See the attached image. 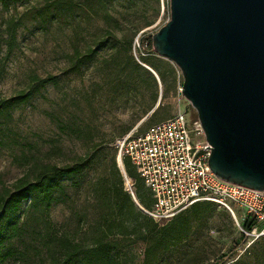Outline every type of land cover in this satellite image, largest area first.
<instances>
[{"label": "rangeland", "instance_id": "obj_1", "mask_svg": "<svg viewBox=\"0 0 264 264\" xmlns=\"http://www.w3.org/2000/svg\"><path fill=\"white\" fill-rule=\"evenodd\" d=\"M68 1L81 8L78 13L59 16L48 27L26 21L12 49L7 21L32 6L59 0H31L8 8L0 3V98L39 87L27 103L0 118V193L21 177L35 180L47 165L70 166L85 154L104 149L81 173L61 180L62 191L48 212L36 198L22 204L18 216L24 232L6 243L15 255L0 264H51L52 256L59 254V236L90 243L103 212L93 187L118 153L116 140L136 126L141 133L181 111L198 120L181 92V70L153 49V34L170 19V0ZM138 38L150 56L142 55ZM111 39L118 48L109 47ZM90 48L96 50L92 60L77 67ZM136 61L144 69L136 70ZM49 77L55 83H39ZM71 128L86 134L81 138ZM241 235L230 213L218 208L206 229L160 252L152 264H212L239 243ZM244 236L236 257L255 241L252 235ZM122 244L117 256L124 264L145 263V243Z\"/></svg>", "mask_w": 264, "mask_h": 264}, {"label": "water", "instance_id": "obj_2", "mask_svg": "<svg viewBox=\"0 0 264 264\" xmlns=\"http://www.w3.org/2000/svg\"><path fill=\"white\" fill-rule=\"evenodd\" d=\"M152 44L182 72L211 170L264 191V0H170Z\"/></svg>", "mask_w": 264, "mask_h": 264}, {"label": "trees", "instance_id": "obj_3", "mask_svg": "<svg viewBox=\"0 0 264 264\" xmlns=\"http://www.w3.org/2000/svg\"><path fill=\"white\" fill-rule=\"evenodd\" d=\"M30 1L0 0V3L8 8L11 4ZM78 9L81 8L68 0H59L53 4L32 6L25 10L18 19L11 18L7 21L5 28L10 36V48L14 47L17 31L26 21L48 27L59 16L74 15L78 13ZM109 47L116 49L118 44L111 39ZM151 52L154 53L153 50ZM95 53L96 50L90 48L84 60L77 67L92 60ZM133 63L136 70L144 69L137 61ZM158 74L163 78L160 72ZM54 80L49 77L40 80L39 83L44 86L49 82L55 83ZM34 91H39V87L34 90L21 91L10 98H0V118L5 117L11 109L27 103ZM71 130L81 138L86 134L82 129L71 128ZM89 139L93 140L92 134L89 135ZM99 150L95 154H85L70 166L47 165L35 180L30 181L21 177L12 184V188H5L0 193V263L15 255L14 250L5 247L6 243L20 237L24 232L18 216L22 204L36 198L38 204L44 208L45 212H48L53 203L57 201L56 193L62 191L61 180L81 173L86 164L96 159V153ZM123 168L127 176L133 180L134 194L139 206L132 194L125 188L123 170L118 164L117 154L112 155L107 168L108 173L99 178L93 187L94 198L103 205V212L97 222L92 241L85 243L67 236H59V254L52 256L51 264H124L117 254L124 248L122 241L130 240L145 243L144 264H152L160 252L178 247L190 241L199 231L206 229L210 218L218 208L230 213L217 203L204 200L193 203L164 223L157 222L143 210L152 207L154 198L128 157L123 158ZM241 226L246 232L260 228V224L252 218L241 222ZM241 233L239 243L229 247L222 255L215 258L212 264H223L231 259L234 260L231 264H264V235L255 239L242 255L236 257L246 234L243 231ZM119 236L121 238H118Z\"/></svg>", "mask_w": 264, "mask_h": 264}, {"label": "built area", "instance_id": "obj_4", "mask_svg": "<svg viewBox=\"0 0 264 264\" xmlns=\"http://www.w3.org/2000/svg\"><path fill=\"white\" fill-rule=\"evenodd\" d=\"M137 46L148 55L140 38ZM146 50V52H144ZM138 126L116 140L117 161L123 167L128 157L151 191L154 202L143 209L154 220L164 223L198 201H213L226 208L240 230L254 240L264 235V191L230 183L217 177L208 159L209 142L198 120L185 111L151 125L144 133ZM206 147V148H205ZM124 183L134 194L133 180L123 168ZM255 219L260 228L246 232L241 222Z\"/></svg>", "mask_w": 264, "mask_h": 264}]
</instances>
